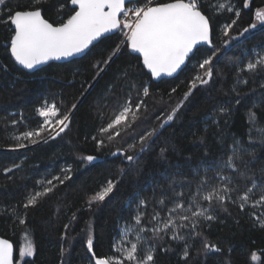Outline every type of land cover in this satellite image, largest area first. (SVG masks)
<instances>
[{
	"label": "trees",
	"instance_id": "obj_1",
	"mask_svg": "<svg viewBox=\"0 0 264 264\" xmlns=\"http://www.w3.org/2000/svg\"><path fill=\"white\" fill-rule=\"evenodd\" d=\"M222 1L201 0L204 5L202 11L211 23L213 43L221 48L223 58L216 65L210 84L194 90L174 120L163 129L159 125L189 90L188 85L196 71L195 60L188 62L174 79L153 82L149 74H144L145 70L141 73L133 57L125 52L112 59L107 66L108 72H102L98 77L94 65L108 60L117 51L122 40L118 33L98 43L87 56L67 64H50L29 74L13 63L9 54L12 31L9 25L0 23V237L14 245L17 260L20 245L27 238L35 249L34 256L26 258L29 264H61L62 260L64 264H93L86 244L89 226L96 255H113L120 226L130 222L134 214L130 202L138 193L151 195L147 188L149 179H159L158 174L169 164L179 163L187 170L189 165L195 167L202 159L221 154L216 143L219 134H223L229 143L233 137L240 138L246 146L254 149L255 160L251 168L258 182L264 179L260 172L264 168V144L261 143L264 140V88L260 87L264 76L244 72L240 79H246L247 83L236 82L237 63L246 64V57H250L253 48H264V25L231 40L227 48H224V42L229 37L222 34L223 27L233 20L236 23L230 36L253 24L256 11L264 7V0H226L233 7V12H220L217 4ZM27 3L28 0H10L9 6L16 10L18 5ZM245 3L248 7H244ZM236 11L240 12L238 18ZM42 14L50 22L61 19L47 7ZM104 66L100 64V67ZM125 72L129 74L127 83ZM132 84L136 88H132ZM142 87L149 89L150 95L146 98H143ZM234 87L238 95L233 92ZM136 89H140L139 96ZM129 95L135 102L143 98L146 105V111L141 109V118L133 128L137 133L152 129L157 133L152 147L131 166L124 157L113 153L123 148L128 155L136 156L140 148L138 141L122 133L127 143L120 137L109 142L106 135L101 136L99 132L110 121L117 106L128 102ZM237 99L239 104L235 103ZM45 101L55 103L62 114L71 110L69 128L56 139L12 151L15 142L11 136L37 128L41 120L35 110ZM73 105H76L75 109ZM221 106L229 108L230 115L220 116V127L217 128L209 118L219 116L218 108ZM249 111L257 116L255 125L248 121ZM145 117L148 118L146 121ZM12 120L18 123L13 126ZM206 125L207 133L204 132ZM249 136L252 137L251 144ZM201 137L204 138L203 144L200 143ZM100 139L104 140V145L97 147ZM132 143L135 148L128 147ZM162 147L167 150L165 160L158 158ZM206 149L208 157L205 156ZM88 155L96 157L97 161L89 164L83 160ZM69 167L71 180L58 185L36 206L24 208L28 195L38 189L37 181L63 175L62 169ZM8 168L12 171L6 172ZM109 180L116 183L114 192L89 210L87 201ZM259 195L254 190L252 201L258 200ZM226 206L228 211L217 210L218 219L203 229L208 242L216 245L219 251L197 256L200 248L197 240L190 249L189 260L196 257L195 264H264V228L252 215L256 213L258 216L264 212V207L253 208L249 204L241 211L235 204ZM73 213L76 214L75 220L72 219ZM20 219L25 221L24 224L19 223ZM147 219L145 217V223ZM65 224L70 225L67 232L63 227ZM62 236L67 238L62 240ZM168 243L174 251L163 253L158 249L156 264H184L179 257L183 245ZM62 247L67 249L63 257ZM253 252L260 257L258 262L251 261Z\"/></svg>",
	"mask_w": 264,
	"mask_h": 264
},
{
	"label": "snow or ice",
	"instance_id": "obj_2",
	"mask_svg": "<svg viewBox=\"0 0 264 264\" xmlns=\"http://www.w3.org/2000/svg\"><path fill=\"white\" fill-rule=\"evenodd\" d=\"M9 3L10 0H0V23L9 25L12 31L9 48L12 60L15 65L29 72L49 61L87 56L98 43L109 38L107 34L117 32L123 36L118 51L113 52L108 60L99 61L94 65L97 68V76L107 71V67H100L101 63L107 66L113 56L125 52L133 57L141 73L146 70L144 74H150L151 78L157 80L161 77H173L186 66V62L195 60L196 71L188 85V92L159 125L160 129L174 120L176 113L194 90L210 84L216 65L223 58L221 48L213 43L211 23L202 11L204 5L201 0H169L159 3L156 0H28L24 6L18 5L16 10H13ZM46 7L49 12L61 17L59 22H50L45 14H42ZM244 7H248V4L245 3ZM218 10L234 11L230 3H220ZM235 16L238 18L240 12L236 11ZM255 18L259 24L264 25V10L256 11ZM235 23L233 20L222 29L223 36L229 37V40L224 42V48L228 47L231 40L239 39L257 27V24L253 23L237 35L230 36ZM252 53L254 58L246 57V64L238 62L236 65L237 84L247 83L246 79H240L241 73L244 72L264 76V52L254 48ZM124 78L127 83V72L124 73ZM131 87L136 88L135 84ZM260 87L264 88V83H261ZM136 91L139 96L140 89ZM172 91L175 92L176 89ZM233 92H237L235 87ZM142 95L143 98L150 95L147 87H142ZM143 98L135 102L129 95L128 102L118 105L110 121L99 129L101 136L106 135L109 142L120 137L127 143L122 133L130 136L133 141H138L140 148L136 156L128 155L123 148L113 153L114 156L124 157L130 166L152 147L153 138L157 135L155 129L137 133L133 128L141 118V109L146 111ZM235 103L239 104L240 100L237 99ZM72 108L75 109L76 105ZM35 112L41 122L33 130L13 134L11 139L15 143L12 151L24 149L29 144L47 142V139H56L69 128L71 110L62 114L55 103L49 104L45 101ZM218 113L216 118H209L217 128L220 127V116L227 117L230 110L221 106ZM147 119L145 117V121ZM256 120V114L249 111V123L255 125ZM17 123L18 121L12 120L13 126ZM129 129L132 131L128 132ZM204 132H208L207 125ZM200 143H204L203 137L200 138ZM216 143L221 154L214 158L202 159L195 167L189 165L187 170L179 163L169 164L158 174L159 179H149L147 188L151 195L138 193L130 202L134 223L121 227L119 238L113 245V255H96L89 226L86 244L87 251L91 253L90 260L94 261V264H156L158 249L163 253L174 251L169 241L183 245L179 257L184 264H195L196 257L189 260V256L193 242L197 240L200 243L197 256L219 251L216 245L208 242L203 229L210 227L211 223L218 219L217 210L227 212L226 205L229 203L237 205L241 211L249 204L253 208L264 207V179L259 182L255 179L251 168L255 160V150L246 146L240 138L233 137L229 143L223 134H219ZM251 143L252 137L249 136V144ZM261 143L264 144V140ZM103 145V139L97 141V147ZM128 147L135 148V144H128ZM166 151V148L162 147L158 158L165 160ZM205 156L208 157L207 149ZM95 159L96 157L91 155L83 157L89 164ZM14 167L19 168L20 165ZM5 171L11 172L12 168ZM62 172L63 175L37 181L38 189L28 195L24 208L36 206L39 200L53 193L58 185H64L72 179L70 167L62 169ZM260 172L264 177V168H261ZM121 174H124L123 168ZM115 188L116 183L109 180L100 191L89 198L88 209L91 210L93 205L104 202ZM254 190L260 195L258 200L252 201ZM252 215L259 221V226L264 228V212L258 216L256 213ZM145 217L148 218L146 223ZM72 219H76L75 213L72 214ZM24 222L23 219L19 220L20 224ZM63 227L67 232L70 225L65 224ZM66 238L61 237L62 240ZM66 252L67 249L62 247L61 257ZM34 254L33 243L29 241L19 248L17 260L13 244L0 238V264H29L26 258H31ZM259 260V255L253 252L251 261ZM61 264H64L63 260Z\"/></svg>",
	"mask_w": 264,
	"mask_h": 264
},
{
	"label": "water",
	"instance_id": "obj_3",
	"mask_svg": "<svg viewBox=\"0 0 264 264\" xmlns=\"http://www.w3.org/2000/svg\"><path fill=\"white\" fill-rule=\"evenodd\" d=\"M119 32H117V33H115V34H107L109 37H111V36H115V35H117ZM9 48H10V45H9ZM9 54H10V51H9ZM11 57V56H10ZM82 57H84V56H78V57H71V58H68L67 60H60V61H49L47 64H45V65H41V66H39V68H37V69H35V70H33V71H31V72H29L28 70H24V69H22L20 66H18V65H15L18 69H20V70H22V71H24V72H26V73H29V74H33V73H35V72H38V71H40V70H42L43 68H45V67H47L48 65H50V64H67V63H69V62H71V61H74V60H77V59H80V58H82ZM114 57H112V59H113ZM12 59V58H11ZM13 61V60H12ZM13 63H14V61H13ZM15 64V63H14ZM188 64V62H186V65ZM186 66H184L183 68H182V70L185 68ZM181 70V71H182ZM146 71V70H145ZM181 71H179L177 74H175L173 77H161L159 80H157V79H153V78H151L152 79V81L153 82H160V81H162V80H171V79H174L175 77H177L178 75H179V73L181 72ZM149 76H150V74H149ZM95 161H97V159H95L93 162H95ZM0 238H2V237H0ZM2 239H4V238H2ZM10 242V241H9ZM14 246V245H13ZM14 255H15V248H14ZM93 264H94V261H93Z\"/></svg>",
	"mask_w": 264,
	"mask_h": 264
},
{
	"label": "rangeland",
	"instance_id": "obj_4",
	"mask_svg": "<svg viewBox=\"0 0 264 264\" xmlns=\"http://www.w3.org/2000/svg\"><path fill=\"white\" fill-rule=\"evenodd\" d=\"M222 1V0H221ZM221 3H225L226 5H227V1L226 0H223ZM220 4V2H218V4L217 5H219ZM260 10H264V7L263 8H261ZM253 23H256L257 24V27L255 28V29H251V30H257V29H259L262 25L261 24H259L257 21H256V18L254 19V22ZM254 49V48H253ZM252 49V50H253ZM258 49V51H262V52H264V48H257ZM252 50H251V54H250V57L249 58H254L253 57V53H252ZM117 51H118V49H117ZM116 52V51H115ZM244 55H246V53L244 54ZM114 58L116 57V56H113ZM113 58V59H114ZM248 62V61H247ZM109 63H110V61H109ZM108 66V65H107ZM107 66H104V67H107ZM106 72H108V69H107V71ZM106 72H104V73H106ZM102 73V72H101ZM100 76V75H99ZM98 76V77H99ZM134 213V212H133ZM262 213V212H261ZM134 215V214H133ZM260 215V214H259ZM132 223H134V221H130V222H126V223H123L121 226H120V228H119V233H120V229H121V227H123V226H126L127 224H132ZM118 238H119V235H118ZM118 238H117V240H118ZM130 238H132V237H130ZM27 242H29V240L26 238V239H24L23 240V243L20 245V247L21 246H23L24 244H26ZM254 264V263H253Z\"/></svg>",
	"mask_w": 264,
	"mask_h": 264
},
{
	"label": "built area",
	"instance_id": "obj_5",
	"mask_svg": "<svg viewBox=\"0 0 264 264\" xmlns=\"http://www.w3.org/2000/svg\"><path fill=\"white\" fill-rule=\"evenodd\" d=\"M157 1V0H156ZM120 33V32H119ZM121 34V33H120ZM122 35V34H121ZM122 39H123V36H122Z\"/></svg>",
	"mask_w": 264,
	"mask_h": 264
},
{
	"label": "bare ground",
	"instance_id": "obj_6",
	"mask_svg": "<svg viewBox=\"0 0 264 264\" xmlns=\"http://www.w3.org/2000/svg\"><path fill=\"white\" fill-rule=\"evenodd\" d=\"M122 38V37H121Z\"/></svg>",
	"mask_w": 264,
	"mask_h": 264
}]
</instances>
